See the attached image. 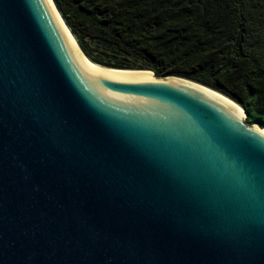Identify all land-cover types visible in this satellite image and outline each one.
Masks as SVG:
<instances>
[{
    "label": "water",
    "instance_id": "water-1",
    "mask_svg": "<svg viewBox=\"0 0 264 264\" xmlns=\"http://www.w3.org/2000/svg\"><path fill=\"white\" fill-rule=\"evenodd\" d=\"M66 27L0 0V264H264V127Z\"/></svg>",
    "mask_w": 264,
    "mask_h": 264
},
{
    "label": "trees",
    "instance_id": "trees-1",
    "mask_svg": "<svg viewBox=\"0 0 264 264\" xmlns=\"http://www.w3.org/2000/svg\"><path fill=\"white\" fill-rule=\"evenodd\" d=\"M93 62L208 86L264 127V0H54Z\"/></svg>",
    "mask_w": 264,
    "mask_h": 264
},
{
    "label": "bare ground",
    "instance_id": "bare-ground-1",
    "mask_svg": "<svg viewBox=\"0 0 264 264\" xmlns=\"http://www.w3.org/2000/svg\"><path fill=\"white\" fill-rule=\"evenodd\" d=\"M64 22V21H63ZM67 28V27H66ZM67 30H68V32H69V34H70V36L72 37V39H73V41H74V43H76V45H77V41H76V39H75V37L73 38V36H72V34H71V32L69 31V29L67 28ZM81 54V53H80ZM82 56H83V54H81ZM84 57V56H83ZM85 58V57H84ZM86 59V58H85ZM239 106V105H238ZM240 107V106H239ZM240 109H241V107H240ZM242 110V109H241ZM243 112V111H242Z\"/></svg>",
    "mask_w": 264,
    "mask_h": 264
}]
</instances>
